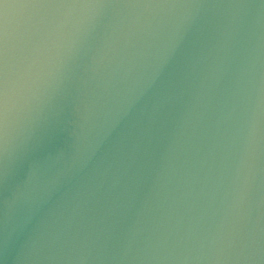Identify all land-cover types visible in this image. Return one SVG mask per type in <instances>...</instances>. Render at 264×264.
<instances>
[{
    "label": "clouds",
    "instance_id": "obj_1",
    "mask_svg": "<svg viewBox=\"0 0 264 264\" xmlns=\"http://www.w3.org/2000/svg\"><path fill=\"white\" fill-rule=\"evenodd\" d=\"M0 264H264V0H0Z\"/></svg>",
    "mask_w": 264,
    "mask_h": 264
}]
</instances>
